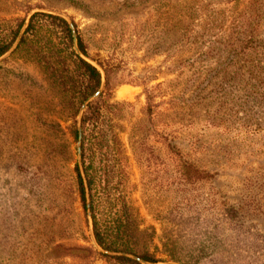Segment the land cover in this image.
I'll return each instance as SVG.
<instances>
[{
    "label": "rangeland",
    "instance_id": "1",
    "mask_svg": "<svg viewBox=\"0 0 264 264\" xmlns=\"http://www.w3.org/2000/svg\"><path fill=\"white\" fill-rule=\"evenodd\" d=\"M31 11L67 16L110 69L90 100L107 142L84 149L112 239L162 263L264 264V0H0V19ZM83 84L43 19L0 59V264H110L77 192ZM175 147L212 176L180 180Z\"/></svg>",
    "mask_w": 264,
    "mask_h": 264
},
{
    "label": "trees",
    "instance_id": "2",
    "mask_svg": "<svg viewBox=\"0 0 264 264\" xmlns=\"http://www.w3.org/2000/svg\"><path fill=\"white\" fill-rule=\"evenodd\" d=\"M257 10V7H253L252 11ZM251 14V13H250ZM43 19L51 24L56 25L59 28L61 38L63 41V44L65 48L68 50V53L72 58L74 59L76 65L78 66L83 78H84V84L81 88V101L86 98L88 95L92 94L99 86L100 84V73L99 71L83 60L81 57L75 54V52L72 49V39L71 35L68 29V26L63 18L60 16L50 14V13H44V12H33L28 20L27 23L22 31L21 36L19 37V40L17 44L15 45L13 51H15L21 44L25 42L26 34L32 30L34 20ZM23 23V19H16V18H8V19H0V55H2L4 52L8 50V48L11 46L12 42L14 41L21 25ZM74 26V25H73ZM75 28V27H74ZM76 33V30H75ZM232 39V42H227V46H229L228 49V55L233 58L237 55V45H239V42L237 43V40L240 38L237 36L236 42L235 38L232 36L230 37ZM76 45L79 49V51L86 55L84 46L82 44V41L77 36L75 37ZM246 44V43H245ZM98 65L101 67L103 74H104V83H103V89L109 90L111 88L110 84V78H109V68L108 66H103L100 63ZM104 92V91H103ZM102 93V92H101ZM99 94L98 96H101L102 94ZM98 108L95 104V102H89L85 106V109L83 111V114L81 116V144H80V158H81V164L83 167L84 176L86 179V184L88 188V196H89V209H90V218H91V224H92V234L93 237L98 244V246L104 250L108 251H117V252H126L130 253L132 255H135L139 257L140 259L151 262V263H157L159 261H162L159 258L152 257L148 252H142L140 254H136L125 247H122L119 243L114 241L111 237L110 231L108 230L109 227L106 226V222L104 220H100L96 216V211L98 208L97 200L94 198V194L92 193L93 188V175H91L88 172V169L85 165V143H87L88 147L87 149H93V146H97L99 151H102L106 145V134L103 131L98 130V121H97V109ZM74 137L76 138V131L74 130ZM97 134V135H96ZM103 156V154L101 153ZM175 155L177 158L178 166L177 171L179 174V179L182 180L184 183L194 182L195 180H199L202 177H208L212 176L210 175V172L207 170H202L198 168L196 165H194L192 162H189L187 159H184L185 155L181 151L180 148L175 147ZM74 172L77 182V192L78 197L80 200L81 207L83 211L84 208V190L81 182V178L77 169L76 164L74 165ZM106 169L104 170L103 167V175H107ZM212 173V172H211ZM117 223V221L115 220ZM118 224V223H117ZM127 230V229H126ZM97 254L103 258L105 261L109 262L110 264H142L138 261H135L129 257L123 256V255H109L105 253L97 252ZM171 260L180 264H185V261L179 260L178 258H174L171 256ZM198 260L192 261V263H197Z\"/></svg>",
    "mask_w": 264,
    "mask_h": 264
},
{
    "label": "water",
    "instance_id": "3",
    "mask_svg": "<svg viewBox=\"0 0 264 264\" xmlns=\"http://www.w3.org/2000/svg\"><path fill=\"white\" fill-rule=\"evenodd\" d=\"M35 11H31L29 16ZM44 12V11H42ZM46 13H50V14H54V15H57V16H60L61 18H63L68 26V29H69V32H70V35H71V39H72V48H73V51L75 52L76 55H78L79 57H81L83 60H85L86 62H88L89 64H91L92 66H94L100 73V84L98 86V88L90 95H88L86 98H84L80 104V107H79V111H81L86 105L87 103L90 102V100H92L93 98H95L96 96L99 95V93L101 92L102 90V87H103V83H104V74H103V71L101 69V67L99 65H97L95 62H93L92 60L86 58V56H84L78 49L77 45H76V40H75V31H74V27H73V24L71 22V20L65 16L64 14H61V13H58V12H48V11H45ZM26 25V20L23 21L14 41L12 42L11 46L8 48V50L6 52H4L2 55H0V59H2L3 57H5L6 55H8L10 52L13 51L15 45L17 44L18 40H19V37L21 36L22 34V31L24 29ZM80 144H81V125H80V116L78 115L77 119H76V144H75V150H76V166H77V169H78V172H79V175H80V178H81V182H82V186H83V190H84V208H85V214H86V217L88 219V224H89V228H90V231H91V234H92V228H91V222H90V209H89V196H88V188H87V184H86V179H85V176H84V172H83V167H82V164H81V158H80ZM92 240H93V243H94V246L96 248V250L98 252H101V253H105V254H109V255H123V256H126V257H129L135 261H138L142 264H171V263H162V262H157V263H151V262H146L142 259H140L139 257L135 256V255H132L130 253H126V252H117V251H108V250H104L102 248H100L98 246V244L96 243L94 237H93V234H92Z\"/></svg>",
    "mask_w": 264,
    "mask_h": 264
}]
</instances>
